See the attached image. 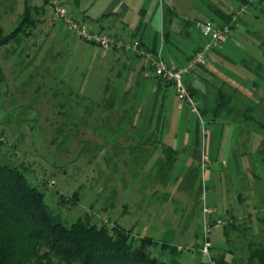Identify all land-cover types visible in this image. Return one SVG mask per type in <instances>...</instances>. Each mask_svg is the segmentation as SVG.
<instances>
[{
  "label": "rangeland",
  "instance_id": "rangeland-1",
  "mask_svg": "<svg viewBox=\"0 0 264 264\" xmlns=\"http://www.w3.org/2000/svg\"><path fill=\"white\" fill-rule=\"evenodd\" d=\"M45 1L0 0L4 34L16 28L27 4ZM175 1L181 7L172 33L183 53H174L183 58L203 41L197 21L218 18L207 0ZM210 1L232 13L243 6L238 0ZM251 1L235 16L229 40L188 76L207 95L206 108L219 110L218 118L203 117L207 135L173 87L166 94L164 86L158 89L147 58L133 50L127 58L112 48L104 55V48L62 21L54 24L52 5L44 25L42 10L32 9L34 34L23 32L21 40L0 49L2 163L24 171L65 225L79 219L110 229L118 225L153 239L156 256L163 245L182 247L176 254L182 264L209 260L201 251L210 227L211 258L223 254L230 264H247L246 245L264 229L256 221L264 220V13L259 0ZM156 24L152 46L161 42L158 19ZM115 88L117 102L106 110V96ZM218 88L234 92V104H224V97L216 106ZM169 148L176 151L170 160ZM203 155L210 157L205 165ZM205 208L214 213L206 215Z\"/></svg>",
  "mask_w": 264,
  "mask_h": 264
},
{
  "label": "trees",
  "instance_id": "trees-1",
  "mask_svg": "<svg viewBox=\"0 0 264 264\" xmlns=\"http://www.w3.org/2000/svg\"><path fill=\"white\" fill-rule=\"evenodd\" d=\"M238 1L243 6L253 5L251 0ZM45 2L47 5L49 0ZM207 5L209 11L218 19L208 18L219 23L232 22L237 12H229L210 0H207ZM258 5L264 13V0H259ZM35 8L37 7L26 5L19 24L11 33L5 35L0 28V49L17 40L23 32L27 35L32 34L33 29L36 28V22L32 20V9ZM169 21L167 18L164 23L168 24ZM140 42L143 43L141 40ZM150 49L157 51L153 48ZM203 66L200 65L198 68H203ZM188 76L185 78L186 85L196 102L200 101L199 109L202 116L212 113V120L218 118V107L212 111L206 108L207 95L203 94L202 96V91L193 87ZM154 77L158 80V89L164 86L166 94L172 84L156 75ZM4 79L5 75L0 67V84ZM116 91L113 90L106 96V101L103 104L106 110L113 109L115 106L118 94ZM224 97H228V101L224 104H234L236 100L234 92L228 94L218 88L214 94L213 102L216 103V106H221ZM251 118L254 120L253 117ZM199 143V137H196L195 144L198 146ZM166 151L169 152V154L165 152L168 160L176 155V151L171 148ZM256 221L258 226L264 225L263 219L257 218ZM135 236L133 231L123 229L118 225L110 229L106 225L98 227L90 221L82 219L71 225L57 221L45 203V194L30 183L24 171L17 166L4 164L0 159V264H182L176 258V254L183 252L182 247L170 248L163 245L160 256H156L157 243L153 239L140 238L139 236L136 239ZM225 236H228L226 230ZM206 239L209 240L205 235ZM245 250L247 264H264V229L261 237L249 241ZM211 262L213 264H230L226 260V255L223 254L220 257H214ZM211 262L208 260L200 264H211ZM240 264H242L241 261Z\"/></svg>",
  "mask_w": 264,
  "mask_h": 264
},
{
  "label": "crops",
  "instance_id": "crops-1",
  "mask_svg": "<svg viewBox=\"0 0 264 264\" xmlns=\"http://www.w3.org/2000/svg\"><path fill=\"white\" fill-rule=\"evenodd\" d=\"M50 1L51 0H49V3L47 5L36 6L39 7L42 10L41 12H43L45 15V18L42 19L43 25L47 22L46 20L47 12L48 13L52 12V8H49L51 5ZM62 1H63L62 4L65 6V8L68 11V14L72 18L76 19L78 22L87 25L90 31L107 33L109 35L121 39L124 44H129L136 39L141 40L143 42L142 44L145 45L146 47L153 48L156 50H161L165 60L169 63L170 66L174 68H179L184 64H186L188 59L197 50H199L202 44V39L201 41H199L197 45L194 44V46L192 47L193 52L191 53L190 56L185 55L182 58L174 53V50L176 52L183 53V51H181L180 49L179 42L176 40L175 35L172 33V24H173L172 21H174L176 17L179 16L177 7L179 8L181 7L180 5H178V3L175 0H164V3L158 4L157 2V5L155 2L156 0H153L154 6L152 5V0H62ZM159 10L161 11L159 12V16L157 17L158 15L157 13ZM51 15H52L53 23L56 24L57 20L54 19L53 14ZM167 18L170 20L169 23L167 22L168 24L164 23L165 19ZM157 19H158V26L161 32L160 33L161 42H160V46H158L157 40H154V44L152 46L150 44L151 41L149 40V38H150V33L152 32L151 30L154 29V24H156ZM206 19L209 18L207 17ZM206 19L198 20L197 25L199 26V23ZM186 32H188V30ZM32 34H34V32H32ZM32 34L30 35L32 36ZM189 34L190 32H188L187 36H189ZM186 43L188 46L189 43L188 42ZM186 43L184 42L183 45H185ZM111 48L122 51V54L127 58H129L127 55L128 52L132 51L126 49L124 46L123 47L113 46ZM111 48L104 49L105 50L104 55H107L108 51L111 50ZM174 58L176 59V61ZM173 61H175L177 64L174 65ZM148 63L151 71L153 72V69L151 68L149 61ZM118 96L119 95H117V99Z\"/></svg>",
  "mask_w": 264,
  "mask_h": 264
},
{
  "label": "built area",
  "instance_id": "built-area-1",
  "mask_svg": "<svg viewBox=\"0 0 264 264\" xmlns=\"http://www.w3.org/2000/svg\"><path fill=\"white\" fill-rule=\"evenodd\" d=\"M51 5L53 7L54 19L62 21L69 31L73 32L83 40L99 44L104 49H109L113 46H124L126 49L133 50L138 56L147 58V60L150 62V66L152 67L154 74L172 84V87L177 94L178 99L186 104L190 109L192 115L198 119V121L202 125L203 133L205 135L208 134L207 130H204L205 123L203 121V116L200 112L199 106L194 99V96L189 91L185 82V78L200 65L206 64V56L211 50L217 48L220 44L229 40L235 16L241 13H245L247 11V6H242L236 12L233 21L230 23H219L211 19H206L200 22L199 27L203 36V41L200 49L186 64L179 68H174L170 66L169 63L165 60L161 50L153 51L143 45L140 40L137 39L129 44H124L121 39L107 33L92 32L88 29L87 25L80 23L76 19L72 18L68 14L65 6L60 2V0H51ZM209 161L210 157H208L207 155H203V165L207 164ZM204 213L206 215H210L214 213V210L205 208ZM217 224L220 225L221 222L218 221ZM209 233L210 227H207L205 229L206 237ZM135 238L138 239L137 236H135ZM211 248L212 244L209 242V240L206 239L201 252L206 258L209 259L210 262L212 259L210 254ZM211 264H213V262H211Z\"/></svg>",
  "mask_w": 264,
  "mask_h": 264
}]
</instances>
